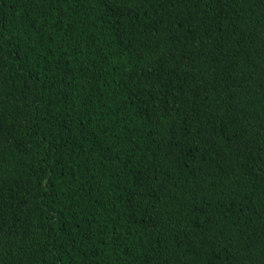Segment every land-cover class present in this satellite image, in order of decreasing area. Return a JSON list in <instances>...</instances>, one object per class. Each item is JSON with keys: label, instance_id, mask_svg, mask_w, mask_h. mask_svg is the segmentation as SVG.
<instances>
[{"label": "trees", "instance_id": "16d2710c", "mask_svg": "<svg viewBox=\"0 0 264 264\" xmlns=\"http://www.w3.org/2000/svg\"><path fill=\"white\" fill-rule=\"evenodd\" d=\"M0 264H264V0H0Z\"/></svg>", "mask_w": 264, "mask_h": 264}]
</instances>
